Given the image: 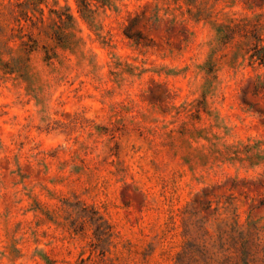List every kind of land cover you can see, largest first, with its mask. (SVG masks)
Returning <instances> with one entry per match:
<instances>
[{
	"label": "rangeland",
	"instance_id": "obj_1",
	"mask_svg": "<svg viewBox=\"0 0 264 264\" xmlns=\"http://www.w3.org/2000/svg\"><path fill=\"white\" fill-rule=\"evenodd\" d=\"M264 264V0H0V264Z\"/></svg>",
	"mask_w": 264,
	"mask_h": 264
},
{
	"label": "trees",
	"instance_id": "obj_2",
	"mask_svg": "<svg viewBox=\"0 0 264 264\" xmlns=\"http://www.w3.org/2000/svg\"><path fill=\"white\" fill-rule=\"evenodd\" d=\"M245 264H248V262L246 261V262H244Z\"/></svg>",
	"mask_w": 264,
	"mask_h": 264
}]
</instances>
